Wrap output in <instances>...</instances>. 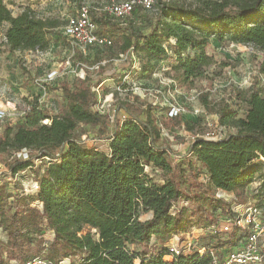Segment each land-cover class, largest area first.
Segmentation results:
<instances>
[{
    "label": "trees",
    "instance_id": "trees-1",
    "mask_svg": "<svg viewBox=\"0 0 264 264\" xmlns=\"http://www.w3.org/2000/svg\"><path fill=\"white\" fill-rule=\"evenodd\" d=\"M74 1L79 9L82 0ZM153 8V14L148 12L151 17L143 16L147 21L143 29L123 26L107 13L89 9L95 34L119 43L127 55L123 75L138 74L131 56L160 59L170 47L178 82L191 85L212 64L206 52L210 39L264 52V0H197L189 6L165 2ZM3 25L4 48L12 54L47 51L60 41L63 23L40 18L29 8L13 16L0 0ZM143 69L141 65L139 73ZM100 81L85 77L72 88L60 83L63 111L51 115L33 98L25 102L26 110L14 125L4 127L0 152L27 149L35 153L27 159L12 158L9 175L13 178L30 171L38 191L29 195L11 189L0 177V234L6 236L0 264H26L36 258L46 264L65 259H71L70 264H211L209 249L223 261L246 235L233 225L223 235L225 239L211 233L200 237V246L208 249L205 254L174 255L170 242L175 236L219 226L232 217V203L217 197L216 191L238 196L259 177L264 161V86L258 82L248 93H239L246 108L243 118H236L234 111H221L220 124L230 126L234 133L216 141L194 139L173 168L167 158L171 150L161 139L151 109L143 117L135 116L128 112V103L119 102L116 112L125 114L113 115L111 123L92 109L93 88ZM46 120L48 124L43 123ZM88 127L97 129L96 138L90 137ZM93 139L106 142L107 150L88 146L87 141ZM188 155L200 164L206 183L200 181ZM146 168L161 171L163 182L153 181ZM187 179L190 188L185 191L181 185ZM207 187L214 192L209 193ZM260 198L264 201V178ZM35 202L40 208L33 206ZM146 212L152 216L141 221ZM45 230L52 232L50 242L43 239ZM205 238L209 244H204Z\"/></svg>",
    "mask_w": 264,
    "mask_h": 264
},
{
    "label": "rangeland",
    "instance_id": "rangeland-1",
    "mask_svg": "<svg viewBox=\"0 0 264 264\" xmlns=\"http://www.w3.org/2000/svg\"><path fill=\"white\" fill-rule=\"evenodd\" d=\"M3 1L12 11L13 16L19 14L23 8H29L38 17L55 18L63 25L59 30L61 38L57 37L60 41L51 44L47 51L42 53L18 51L12 54L7 52L2 44L6 25L0 27V99L13 102L17 112H20L26 101L38 98L40 105L54 115L63 111L65 107L64 97L58 86L60 83H66L72 88L76 80L85 77L93 81L101 80L96 89L93 88V110L104 115L111 123L114 120L113 115L125 114L123 110L116 112L119 102L128 103V112L135 116L143 117L144 112L151 109L160 128L161 139L171 150L167 158L173 168L175 163L181 162L186 156L187 147L194 139L207 135H220L223 138L227 134L234 133L235 130L230 126L220 124L221 111H234L236 118H243L246 108L239 98V93H248L252 86L259 84L258 82L264 86V52L252 46L210 39L206 52L212 57V64L205 68L202 78L194 80L187 86L180 84L172 71L175 55L170 47L167 55L160 59L148 61L142 54L135 55V62H139L145 71L126 76L123 75L121 67L127 55L122 53L120 44L115 41L112 46L106 48L90 47L84 52L75 53L69 50L64 27L68 18L76 14L78 2L74 0ZM121 1L125 0H82V5L107 13L113 4ZM152 1L156 6L165 2L189 6L195 4L197 0ZM145 15L152 16L142 7L136 6L132 14L115 20L123 26L131 24L137 29H143L147 23L143 18ZM50 73L55 74L53 81H48ZM101 76L103 77L100 79ZM171 104L180 110L177 116L169 117ZM18 118L17 115L0 122V138L4 127L13 126ZM117 123L119 124V121ZM109 127L112 128L110 125ZM82 128L83 126L77 132L80 133ZM87 130L91 138H96L95 127H88ZM84 138L83 135L82 139ZM87 145L102 151L107 150V143L103 141L88 140ZM31 153L35 154L34 151H29V154ZM187 157L193 160L194 169L201 176L200 179L203 178L200 164L191 156ZM12 158H15L12 152H0V177L11 189L18 191L30 189L33 184L30 171L22 172L13 178L9 175L7 166ZM261 162L263 168L259 172V177L240 195L224 193V197L232 203L231 207L234 211L242 213L245 207L253 205L264 208V201L260 198V186L264 178V161ZM146 172L153 181L163 182L161 171L146 168ZM189 183L188 179L183 181L182 189L188 190ZM206 190L209 193L214 192L210 187ZM35 204L33 206L36 207ZM262 212L264 218V209ZM151 216V212L143 213L140 220L145 221ZM90 231L92 234L95 233L94 230ZM42 235L47 242H50L53 236L48 230ZM225 238L226 236L222 237ZM202 241L204 244H209L206 238ZM5 242L6 236L0 234V253L3 258H5ZM73 260L77 263L79 259ZM71 261L65 259L60 264H70Z\"/></svg>",
    "mask_w": 264,
    "mask_h": 264
},
{
    "label": "built area",
    "instance_id": "built-area-1",
    "mask_svg": "<svg viewBox=\"0 0 264 264\" xmlns=\"http://www.w3.org/2000/svg\"><path fill=\"white\" fill-rule=\"evenodd\" d=\"M152 0H125L113 4L107 14L116 19H122L134 11L136 6H141L146 12L153 14L155 12L153 8ZM89 7L82 5L77 9L76 14L68 18L65 23L64 31L66 39L68 40L69 50L72 53L76 51L84 52L85 49L90 47L106 48L112 46L113 42L105 37H99L95 34L96 26L91 22L89 15ZM6 39L2 36V44ZM40 52V51H35ZM42 53V52H40ZM132 68L135 72H141V64L135 62V57L131 56ZM55 77L54 73L48 75V81H53ZM96 89V88H95ZM94 90V89H93ZM94 106H92L93 109ZM174 104H171L169 111V117L177 116L180 111ZM26 110V105L20 112H17L16 106L13 102L0 99V122H3L6 118L22 116ZM98 112V111H97ZM47 124L48 121H44ZM222 136L207 135L201 137L205 140H219ZM13 156L17 159H27L29 156V150L22 149L13 153ZM22 173V172H21ZM19 175V174H17ZM16 175V176H17ZM201 182L206 183L207 178L200 179ZM38 191V186L35 182L31 185L30 189H23L25 194H34ZM220 191V192H219ZM221 192L223 195H221ZM224 193L221 190L216 191V196L224 198ZM227 200V199H226ZM228 201V200H227ZM36 207L40 208L41 204L35 202ZM264 209V208H263ZM263 209L258 206H247L243 209L242 213L233 210L234 215L230 218H225L219 226H211L210 228L195 230L193 229L185 235L175 236L170 242V252L174 255H180L183 253L198 252L199 254H205L207 248L200 246L199 239L206 233H211L215 236H223L229 231V228L233 225L241 231L246 233L245 237L238 242L237 245L229 249V252L223 261L219 260L217 253L209 249L208 252L211 256V264H264V218ZM9 264H17L16 262H10ZM26 264H46L41 259H33Z\"/></svg>",
    "mask_w": 264,
    "mask_h": 264
},
{
    "label": "crops",
    "instance_id": "crops-1",
    "mask_svg": "<svg viewBox=\"0 0 264 264\" xmlns=\"http://www.w3.org/2000/svg\"><path fill=\"white\" fill-rule=\"evenodd\" d=\"M5 29H6V27H5Z\"/></svg>",
    "mask_w": 264,
    "mask_h": 264
}]
</instances>
